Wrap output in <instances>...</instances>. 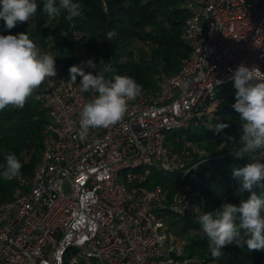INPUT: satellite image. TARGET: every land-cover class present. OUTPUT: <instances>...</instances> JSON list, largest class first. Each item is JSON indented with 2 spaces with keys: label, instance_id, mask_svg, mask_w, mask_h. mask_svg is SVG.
Here are the masks:
<instances>
[{
  "label": "built area",
  "instance_id": "obj_1",
  "mask_svg": "<svg viewBox=\"0 0 264 264\" xmlns=\"http://www.w3.org/2000/svg\"><path fill=\"white\" fill-rule=\"evenodd\" d=\"M182 1L189 53L156 91L129 102L121 123L81 139L80 112L97 94L55 63L34 97L47 117L38 164L9 179L13 192L0 200V264H201L184 258L186 240L161 216L193 214L196 204L185 191L148 188V177L184 178L194 165L170 133L213 117L219 95L236 92L241 63L264 73V0Z\"/></svg>",
  "mask_w": 264,
  "mask_h": 264
},
{
  "label": "trees",
  "instance_id": "obj_2",
  "mask_svg": "<svg viewBox=\"0 0 264 264\" xmlns=\"http://www.w3.org/2000/svg\"><path fill=\"white\" fill-rule=\"evenodd\" d=\"M38 9L29 22L6 29L0 19V35L27 34L39 49L55 58L69 74L73 65L84 67L94 75L110 66L114 75H127L142 86L141 95L157 90L162 75L178 72L189 47L182 37V30L189 16L182 0H73L82 5V15L69 21L62 12L55 18L43 11L45 0H36ZM117 33L107 41L109 31ZM91 59L96 68L82 62ZM82 78L77 76L78 83ZM40 88L27 100L23 109L6 107L0 111V164L5 152L13 153L23 167L20 176L31 175L38 164L42 149V130L46 122V109L35 101ZM235 93L223 91L217 102L213 117H206L196 126V133L189 127L184 131L170 133L169 142L177 151L188 152V166L194 167L184 178L173 172L152 171L147 187L160 186L169 196L185 191L196 209L190 215L169 214L161 216L178 226L177 236L186 240L184 258L198 259L201 264H264V251L240 248L230 244L222 248L223 255L213 260L208 248L207 236L198 224V217L215 211L227 202L239 206L251 192L258 195L261 188L253 186L250 191L240 192L241 180L233 177V168L247 164L249 158H236L242 129L239 113L232 104ZM217 124H227L220 132ZM183 132L186 137H183ZM228 137L234 138L235 143ZM241 150H243L241 148ZM264 184V181L261 182ZM15 182L0 176V200L10 198ZM264 215V212H262Z\"/></svg>",
  "mask_w": 264,
  "mask_h": 264
},
{
  "label": "clouds",
  "instance_id": "obj_3",
  "mask_svg": "<svg viewBox=\"0 0 264 264\" xmlns=\"http://www.w3.org/2000/svg\"><path fill=\"white\" fill-rule=\"evenodd\" d=\"M38 9L36 0H0V19L6 29L17 24L29 22ZM43 11L51 18L62 12L69 21L81 16L82 5L73 0H45ZM115 30L107 34V41L116 36ZM87 67L96 68L91 60L82 62ZM110 66L99 68L97 74L86 72L84 67L73 65L69 68L71 82L77 76L81 90L97 94L85 104L80 112L81 139L86 138L90 129L109 128L124 120L129 102L142 93V86L127 75H114ZM57 75L55 58L42 53L27 34L0 35V111L6 107L23 109L27 100L45 81ZM235 103L234 110L239 113L242 135L235 157L249 158L247 164L233 168V177L241 180L240 192L250 191L253 186L261 188L258 195L251 192L239 206L223 203L215 211L205 212L198 217V224L207 236L208 248L213 260L222 257V248L235 244L245 246L249 251H264V73L256 66L247 67L241 63L233 72ZM222 81H217V84ZM227 124H217L220 132ZM235 143L234 138L228 137ZM241 148L243 150H241ZM4 163L0 164V176L5 180L18 177L23 167L13 153L5 152Z\"/></svg>",
  "mask_w": 264,
  "mask_h": 264
},
{
  "label": "rangeland",
  "instance_id": "obj_4",
  "mask_svg": "<svg viewBox=\"0 0 264 264\" xmlns=\"http://www.w3.org/2000/svg\"><path fill=\"white\" fill-rule=\"evenodd\" d=\"M219 91H220V90H219ZM191 131H194V132H196V133H199L200 130H199L197 127H193ZM182 135H183V137H186V133H185V132H183ZM170 222H171V221H169V220L167 221V225L169 226V228H171V226H170ZM174 228L177 230V229H178V226H176V227H174Z\"/></svg>",
  "mask_w": 264,
  "mask_h": 264
}]
</instances>
